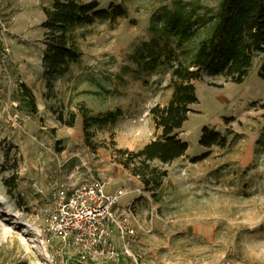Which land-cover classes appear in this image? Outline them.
Returning a JSON list of instances; mask_svg holds the SVG:
<instances>
[{"label":"rangeland","instance_id":"374dc122","mask_svg":"<svg viewBox=\"0 0 264 264\" xmlns=\"http://www.w3.org/2000/svg\"><path fill=\"white\" fill-rule=\"evenodd\" d=\"M53 1L0 0V264H80L74 250L44 233L42 210L56 185L71 190L92 178L109 181V192H127L118 210L137 234L127 241L131 255L111 264H264L258 59L242 84L207 74L195 82L199 102L177 133L187 153L168 164L150 162L166 172L160 187L146 188L134 175L139 160L126 167L128 152L161 136L151 111L168 105L171 66L191 58L221 0H98L101 8L123 5L128 17L77 29L80 61L48 80L42 23ZM192 5L194 22H209L194 25L193 37L179 46L175 35L160 30ZM153 53L165 63L156 70L144 66ZM22 89L32 94L34 109ZM81 105L94 116L121 109L123 117L92 126L86 143ZM70 113L76 114L74 127L58 121ZM203 127L225 135L226 147H201Z\"/></svg>","mask_w":264,"mask_h":264},{"label":"trees","instance_id":"16d2710c","mask_svg":"<svg viewBox=\"0 0 264 264\" xmlns=\"http://www.w3.org/2000/svg\"><path fill=\"white\" fill-rule=\"evenodd\" d=\"M43 11L45 51L42 62L48 80L58 78L69 65L80 61L82 54L74 40L77 29L96 22L115 23L128 17V11L123 5L111 3L107 8H101L98 0L86 3L77 0H54L52 6L44 8ZM196 14L197 9L193 5L189 10H180V13L173 16L177 20L168 21L160 31L168 36L175 35L181 46L193 37L194 25L204 28L209 22L202 20L195 23L193 19ZM210 21L211 26L191 58L177 66H171L173 93L168 105L151 111L156 127L161 129V136L138 152H128L132 160L126 163V167L133 161H140L133 172L141 178L146 188L160 187L162 177L166 175V172L159 174L157 170L151 169L150 162L157 160L168 164L187 153L189 145L177 133L188 121L192 111L190 107L199 102L195 82L201 81L203 74L210 77L221 76L230 79L234 84H242L258 59V77L264 81V0H221ZM161 64H165L161 63V56L153 53L144 66L156 70ZM22 97L34 109V99L28 90L23 92L22 89ZM261 109L264 110V103ZM79 113L83 119L86 143L92 126L105 127L115 124L123 117L121 109L94 116L85 105L79 107ZM58 121L74 127L76 114L70 113L68 120L60 115ZM260 143H264V136ZM199 145L206 149L214 146L224 148L227 138L217 130L203 127ZM118 151L121 154L127 153L124 150ZM201 158L202 156L194 160Z\"/></svg>","mask_w":264,"mask_h":264},{"label":"built area","instance_id":"2783aa9c","mask_svg":"<svg viewBox=\"0 0 264 264\" xmlns=\"http://www.w3.org/2000/svg\"><path fill=\"white\" fill-rule=\"evenodd\" d=\"M109 184L92 178L71 190L65 184L56 185L47 195L42 210L44 233L74 250L80 264H111L123 254L131 255L127 241L135 240L137 234L118 210L127 192H109ZM116 234L123 251L116 245Z\"/></svg>","mask_w":264,"mask_h":264}]
</instances>
